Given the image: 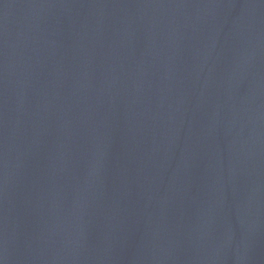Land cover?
<instances>
[{"label":"water","instance_id":"95a60500","mask_svg":"<svg viewBox=\"0 0 264 264\" xmlns=\"http://www.w3.org/2000/svg\"><path fill=\"white\" fill-rule=\"evenodd\" d=\"M0 264H264V0H0Z\"/></svg>","mask_w":264,"mask_h":264}]
</instances>
